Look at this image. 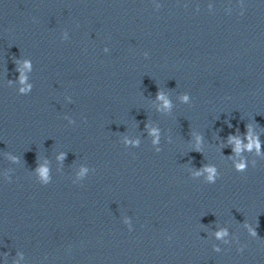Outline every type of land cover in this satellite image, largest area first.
I'll return each instance as SVG.
<instances>
[{"label":"clouds","instance_id":"1","mask_svg":"<svg viewBox=\"0 0 264 264\" xmlns=\"http://www.w3.org/2000/svg\"><path fill=\"white\" fill-rule=\"evenodd\" d=\"M185 99H186V97H185ZM240 167H243V165H241Z\"/></svg>","mask_w":264,"mask_h":264}]
</instances>
